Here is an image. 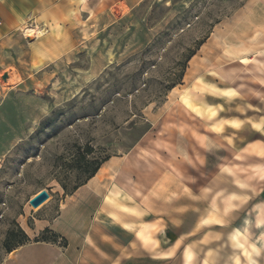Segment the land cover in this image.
I'll return each instance as SVG.
<instances>
[{"label": "rangeland", "instance_id": "374dc122", "mask_svg": "<svg viewBox=\"0 0 264 264\" xmlns=\"http://www.w3.org/2000/svg\"><path fill=\"white\" fill-rule=\"evenodd\" d=\"M249 1L93 0L74 31L26 24L2 45L0 264L7 231L44 218L71 264H264L254 244L264 229L253 228L264 133L250 106L261 102L226 96L217 114L198 86L203 60L210 71L238 66L241 93L260 88L258 69L228 50ZM90 147L87 159L120 162L98 190L93 164L74 159Z\"/></svg>", "mask_w": 264, "mask_h": 264}, {"label": "crops", "instance_id": "0c3cea01", "mask_svg": "<svg viewBox=\"0 0 264 264\" xmlns=\"http://www.w3.org/2000/svg\"><path fill=\"white\" fill-rule=\"evenodd\" d=\"M92 1L0 0V48L9 40H16L18 36L17 32L21 31L26 24H31L34 28L39 27V29H45L46 31H74V28L77 27L79 14L85 20L90 18V9L92 7H88L87 5L92 4ZM230 31L231 39H235L236 42L231 41L229 48L227 46L228 50H230L233 56L234 54L237 56L239 55L238 53H244V55L239 56L240 63L246 62L252 68L258 69L255 79L258 84H261L260 88L248 87L247 91L241 93L240 88L232 84V80L235 77L234 72L238 66L227 68L221 64H217L215 66L216 69L210 71L211 65L207 61L202 60L198 61L199 68H203L200 75H198L200 79L198 86L199 88L203 86V89H199L200 94H202L201 96L199 94V99L203 100L204 110L207 109L206 107H210L207 101L212 99L214 101L213 110L217 114L221 112L219 101L223 98L225 99L226 96L228 98L229 96L233 98L238 97L246 101L252 99L260 101V107L257 105V107L255 105L250 106L255 108L256 112L254 114L260 117V122L256 123L261 126V131L264 133V0H250L246 4L243 13H241V18L236 27H232ZM204 45L206 43H203L201 47H204ZM5 53L7 55L10 54L7 50ZM193 59L194 55L190 61ZM6 65L2 60L0 61V68L6 67ZM187 71L190 72V67L187 68ZM207 73H212L213 75H207ZM211 80H213V84ZM223 83L227 85L224 86ZM207 90H212V92ZM226 90H228L229 94L222 95ZM261 144L264 150V142L262 141ZM256 146L258 145L255 142H248L244 148L254 149ZM119 163L117 157L109 158L102 164L95 176L88 180V186L91 189L98 190L103 176L115 172V166L117 167ZM262 167H264V164ZM104 168H107L106 171H102ZM262 203L264 206V200ZM33 224L34 227L32 228L29 227L27 222V227H25L24 223H21L22 228L30 238L35 237L46 228L55 229L54 223L45 218L36 220ZM249 227L250 223L248 224L247 221L244 225V230H248ZM254 227L264 229V208L256 221L253 222ZM237 230L241 231L238 228ZM92 244L93 238L91 235H88L86 247H91ZM254 244L264 254V234ZM2 264H71V259L68 249L61 247L56 242L30 241L8 253Z\"/></svg>", "mask_w": 264, "mask_h": 264}, {"label": "trees", "instance_id": "16d2710c", "mask_svg": "<svg viewBox=\"0 0 264 264\" xmlns=\"http://www.w3.org/2000/svg\"><path fill=\"white\" fill-rule=\"evenodd\" d=\"M204 43V41H201L198 45H202ZM198 49V48H197ZM196 53V50L192 51L188 57L186 58V61L188 62L192 56ZM92 153V148H88L87 149V153H83L81 152L80 148H78L77 153L75 154V163L77 164L76 167L80 168V166L84 163L86 164H93L92 168L89 170V175L87 180L91 179L93 176H95V174L98 172V170L100 169V167L102 166V164L104 162H106L109 157H106L100 161H97V159H95L94 157L92 159H87V154ZM80 185H76L71 191L70 193H72L73 191L77 190L79 188ZM64 189L67 190V187L65 185H63ZM69 193V191H68ZM48 232H53L52 229L50 228H46L41 232V236L35 238L33 241L35 242H39V241H46V242H56V238L57 234L53 233V237L54 238H48L45 236L46 233ZM31 239L30 237L27 235V233L25 232V230L20 227L19 225H17V230L14 229H9L7 231L5 240H4V247L7 250L8 253L12 252L13 250H15L16 248L30 242Z\"/></svg>", "mask_w": 264, "mask_h": 264}, {"label": "water", "instance_id": "95a60500", "mask_svg": "<svg viewBox=\"0 0 264 264\" xmlns=\"http://www.w3.org/2000/svg\"><path fill=\"white\" fill-rule=\"evenodd\" d=\"M7 75L4 76L6 78ZM50 194L47 190L40 191L37 195H35L33 198L30 199L29 203L33 207H39L44 201H46L49 198Z\"/></svg>", "mask_w": 264, "mask_h": 264}, {"label": "bare ground", "instance_id": "6f19581e", "mask_svg": "<svg viewBox=\"0 0 264 264\" xmlns=\"http://www.w3.org/2000/svg\"><path fill=\"white\" fill-rule=\"evenodd\" d=\"M30 31H32V30H30ZM173 93H174V92H173ZM106 169H107V168H104L102 171H106Z\"/></svg>", "mask_w": 264, "mask_h": 264}]
</instances>
